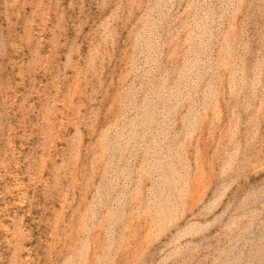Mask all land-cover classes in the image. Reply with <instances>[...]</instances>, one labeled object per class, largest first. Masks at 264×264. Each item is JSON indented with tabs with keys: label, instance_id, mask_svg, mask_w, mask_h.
Instances as JSON below:
<instances>
[{
	"label": "rangeland",
	"instance_id": "rangeland-1",
	"mask_svg": "<svg viewBox=\"0 0 264 264\" xmlns=\"http://www.w3.org/2000/svg\"><path fill=\"white\" fill-rule=\"evenodd\" d=\"M0 264H264V0H0Z\"/></svg>",
	"mask_w": 264,
	"mask_h": 264
}]
</instances>
